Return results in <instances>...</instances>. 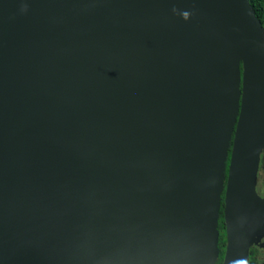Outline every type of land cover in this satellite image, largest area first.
<instances>
[{
	"label": "water",
	"instance_id": "1",
	"mask_svg": "<svg viewBox=\"0 0 264 264\" xmlns=\"http://www.w3.org/2000/svg\"><path fill=\"white\" fill-rule=\"evenodd\" d=\"M264 28L249 0H0V264H249L264 247Z\"/></svg>",
	"mask_w": 264,
	"mask_h": 264
},
{
	"label": "trees",
	"instance_id": "2",
	"mask_svg": "<svg viewBox=\"0 0 264 264\" xmlns=\"http://www.w3.org/2000/svg\"><path fill=\"white\" fill-rule=\"evenodd\" d=\"M251 6L254 9L255 15L260 21L262 27L264 28V0H249ZM222 207L219 212V221H218V231H219V257L216 264H221L224 256L225 250V231H224V222ZM264 242V239H263ZM261 250V251H260ZM249 264H264V247H252L249 253Z\"/></svg>",
	"mask_w": 264,
	"mask_h": 264
},
{
	"label": "flooded vegetation",
	"instance_id": "3",
	"mask_svg": "<svg viewBox=\"0 0 264 264\" xmlns=\"http://www.w3.org/2000/svg\"><path fill=\"white\" fill-rule=\"evenodd\" d=\"M263 171H264V158H263V160L261 161V164H260V170H259L258 182H257V191L262 197H264V187L261 188L259 184H260V180H261V172H263Z\"/></svg>",
	"mask_w": 264,
	"mask_h": 264
},
{
	"label": "rangeland",
	"instance_id": "4",
	"mask_svg": "<svg viewBox=\"0 0 264 264\" xmlns=\"http://www.w3.org/2000/svg\"><path fill=\"white\" fill-rule=\"evenodd\" d=\"M260 187L263 188L264 187V171L261 172V180H260Z\"/></svg>",
	"mask_w": 264,
	"mask_h": 264
},
{
	"label": "bare ground",
	"instance_id": "5",
	"mask_svg": "<svg viewBox=\"0 0 264 264\" xmlns=\"http://www.w3.org/2000/svg\"><path fill=\"white\" fill-rule=\"evenodd\" d=\"M264 42V41H263Z\"/></svg>",
	"mask_w": 264,
	"mask_h": 264
}]
</instances>
